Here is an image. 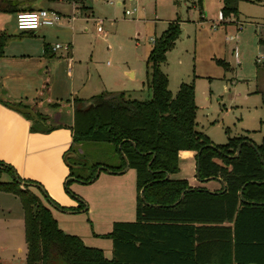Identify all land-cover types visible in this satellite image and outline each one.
Returning a JSON list of instances; mask_svg holds the SVG:
<instances>
[{"label": "trees", "instance_id": "trees-1", "mask_svg": "<svg viewBox=\"0 0 264 264\" xmlns=\"http://www.w3.org/2000/svg\"><path fill=\"white\" fill-rule=\"evenodd\" d=\"M239 1L222 0L221 21L238 18ZM16 10L15 2L0 0V11ZM181 22L179 18L170 22L153 41L147 58L149 99L103 91L89 104L80 98L74 101L69 151L75 155L69 157L65 183L66 191L79 201L74 210L89 207L70 189L72 181L94 182L101 165L100 171L114 174L125 172L127 165L136 172V219L117 221L103 235L112 240L111 259L102 248L89 246L61 228L49 205L73 211L71 207L59 205L41 183L23 179L11 164L0 160V191L17 195L25 212L26 264H264V135L260 144L234 136L215 145L196 129L194 82H182L174 95L162 70L181 35ZM10 38L0 33V57ZM258 43L264 47V29ZM88 142L112 144L118 162L96 163L87 175L76 172L85 169L77 149ZM182 151L195 152L198 180L222 181L225 190L223 185L214 191L192 186L187 178L175 177ZM4 174L11 180H2Z\"/></svg>", "mask_w": 264, "mask_h": 264}, {"label": "rangeland", "instance_id": "rangeland-1", "mask_svg": "<svg viewBox=\"0 0 264 264\" xmlns=\"http://www.w3.org/2000/svg\"><path fill=\"white\" fill-rule=\"evenodd\" d=\"M109 1L113 5L103 0H86L93 7L95 18L89 23L76 22L72 75L68 74L67 51L59 50L62 56L53 59L59 61L61 85L63 82L67 87L56 93L70 97L74 77L77 94L85 98L110 90L130 93L136 99H149L147 58L153 39L179 18L181 35L162 64V70L169 77V89L175 95L182 82H194L196 129L205 133L213 144L223 145L234 136H246L260 144L264 135V47L259 45L258 38L264 29V0H240L238 18L224 22L219 14L222 0ZM62 8L66 11L71 5L64 4ZM127 10L133 13L127 15ZM6 21L9 27L16 25L14 15ZM72 34L69 30L65 35L68 39L60 37L59 43L66 45ZM231 35H237V41L226 39ZM82 149L83 152H78L79 162L85 169L75 171L84 175L96 163L118 162L112 144L88 142ZM180 167L182 171L175 175L177 178L195 181L208 190L221 187L215 179H197L195 159L192 164L181 159ZM102 171L94 182L70 183V189L87 203L88 210H74L78 206L73 205V213L56 211L55 214L67 233L82 237L89 246L102 248L111 259L112 240L103 235L117 221L136 219L137 177L131 168L121 174ZM2 180H11V177L4 174ZM31 188L39 193L35 187ZM26 256L22 202L17 195L0 191V264H26Z\"/></svg>", "mask_w": 264, "mask_h": 264}, {"label": "crops", "instance_id": "crops-1", "mask_svg": "<svg viewBox=\"0 0 264 264\" xmlns=\"http://www.w3.org/2000/svg\"><path fill=\"white\" fill-rule=\"evenodd\" d=\"M11 1L17 4L16 12L0 11V33L11 35L4 56L0 57V99L30 107L44 119H30L0 100V160L11 164L23 179L41 183L48 195L59 205L79 206V202L70 198L64 189L70 173L65 155L73 143L74 101L80 98L87 102L94 95L85 98L77 94L74 77L70 85V97L56 93L57 90H65L67 87L63 82L61 85L58 75L59 61L53 60L59 57V50L53 51L51 48L55 43H59L60 37L68 39L65 35L72 30V39L66 40L70 46L67 52L70 61L68 74L72 75L75 64L73 41L77 29L76 22L89 23L95 18V12L86 0H41L35 4L31 3L32 0ZM103 1L113 5L112 1ZM64 4L71 5V8L65 11V8H62ZM39 9L54 10L66 17L79 12L80 16L72 23L64 20L59 25L42 27L36 31L19 30L15 24L9 27L6 21L11 15L16 18L20 11ZM83 27L87 31V25L84 24ZM64 115L67 120H63ZM84 146L85 144L80 145L77 152H83ZM180 158L186 164H192L195 152L182 151ZM189 182L192 186H200L195 184V181ZM49 206L55 217L56 211L73 213Z\"/></svg>", "mask_w": 264, "mask_h": 264}, {"label": "built area", "instance_id": "built-area-1", "mask_svg": "<svg viewBox=\"0 0 264 264\" xmlns=\"http://www.w3.org/2000/svg\"><path fill=\"white\" fill-rule=\"evenodd\" d=\"M139 1V0H137ZM112 3V2H111ZM133 11L127 10L126 14L131 15ZM221 17V16H220ZM77 19V14L71 16H64L57 11L50 9H39L32 11H20L16 16V25L19 30H30L36 31L42 27H53L59 25L64 20L69 23L74 22ZM100 30V27L98 28ZM228 41H237V35H231L226 38ZM154 41V39H153ZM53 51L61 50L69 51V45H63L61 43H56L51 48Z\"/></svg>", "mask_w": 264, "mask_h": 264}, {"label": "water", "instance_id": "water-1", "mask_svg": "<svg viewBox=\"0 0 264 264\" xmlns=\"http://www.w3.org/2000/svg\"><path fill=\"white\" fill-rule=\"evenodd\" d=\"M90 103V101H87L86 102V104H89ZM14 109H16L17 111H19V112H21V113H23V114H28V115H30V116H32L34 119H36V120H43L44 118H42V119H40L39 117H38V115H37V113L32 109V108H30V107H26V106H17V105H13L12 106ZM75 155V153L74 152H72V151H69V152H67V154L65 155V161H66V163L68 164V165H70V163H69V157H71V156H74ZM129 169V165H127V168H126V170H128ZM125 170V171H126ZM100 174V170L98 171V175ZM197 174V173H196ZM219 181V180H218ZM220 183H221V185H223V182L222 181H219ZM225 190V187H224V185H223V190L222 191H224ZM241 197V199H242V196H240Z\"/></svg>", "mask_w": 264, "mask_h": 264}]
</instances>
